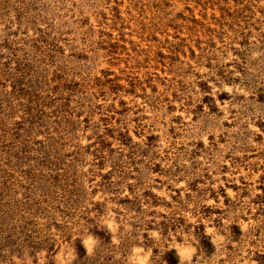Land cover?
<instances>
[{
  "label": "rangeland",
  "instance_id": "rangeland-1",
  "mask_svg": "<svg viewBox=\"0 0 264 264\" xmlns=\"http://www.w3.org/2000/svg\"><path fill=\"white\" fill-rule=\"evenodd\" d=\"M171 250L264 264V0H0V264Z\"/></svg>",
  "mask_w": 264,
  "mask_h": 264
},
{
  "label": "trees",
  "instance_id": "trees-1",
  "mask_svg": "<svg viewBox=\"0 0 264 264\" xmlns=\"http://www.w3.org/2000/svg\"><path fill=\"white\" fill-rule=\"evenodd\" d=\"M41 177H44V176H41ZM235 229H236V227H235ZM94 234H96L98 236H104V233L103 232H100V233L94 232ZM195 246L197 248V253H196V256L195 257H197V255L203 253V251L210 254L212 252V250H213L212 249V244H211V242L209 241L208 238H204L203 240H200V241L196 242L195 243ZM163 258L167 262V264H178V259L175 256V251L174 250H171V251L167 252L164 255Z\"/></svg>",
  "mask_w": 264,
  "mask_h": 264
}]
</instances>
